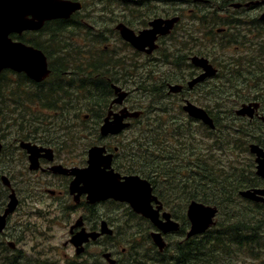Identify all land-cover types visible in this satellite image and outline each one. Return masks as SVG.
<instances>
[{"label":"rangeland","instance_id":"rangeland-1","mask_svg":"<svg viewBox=\"0 0 264 264\" xmlns=\"http://www.w3.org/2000/svg\"><path fill=\"white\" fill-rule=\"evenodd\" d=\"M248 1L249 0H246L244 2ZM81 2L83 4L82 10L74 16L71 23L72 26L67 28L66 32L61 34V37L68 47L65 50L69 51L76 48L78 50L77 53H89L92 55L91 58H98L102 51V60L114 58V56L108 57V54H112L118 58L116 60L118 65L122 66V64H124L126 68L125 72L121 67L119 68L122 73L120 87L130 92L127 107L132 108L131 105L136 103V106L138 107L134 109L143 111L144 113L140 121L142 124L148 122L150 130H156L154 140L161 141L160 144L162 146H146L149 150H152L154 154L150 155V158L157 157L161 154L162 147H164L162 140L166 141L167 138L174 133V130H176L175 134H183L187 129L191 134L182 135V138L185 137L184 149L185 152L191 151L194 148L196 149L195 152L198 156L196 163L199 164L201 161L203 162V160H212L209 162H214L217 166L220 164L228 167V161L233 159V157H238L240 163L237 167L240 170L245 169L246 172H254V168L246 167L253 164V158L249 152L232 150L231 152L224 153L218 151V145L215 143L213 145L212 141L213 137L216 139V132L214 134H209L200 127V125H194L193 122H190L187 116L181 111L180 107L183 104V98L195 102L197 106L204 108L209 111L211 115L218 118L220 129L225 131L224 122L226 112L236 109L241 103H243H235L238 97L242 95L252 97L256 94L257 96H262V98L264 97V91H260L259 93L256 92L257 89L264 90V85L260 83V76L263 77L264 81V73L261 74L256 67L255 69L246 68L248 64L256 62H262L264 64V52L261 53L262 48H264V41L260 40V38H264V28L262 26V32L257 33L250 25L253 20L256 22L257 18L261 15L263 12L262 8L257 6L249 13L230 8L228 13L216 16L222 17L225 21L230 19V17L238 18L240 20V27L232 30L230 29L231 27L223 25L220 22L212 24L207 21V23L204 24L200 21L201 12L198 11V8H201V6H192L189 3L179 4L177 7L160 6L156 3H152L141 8H133L131 0H127V4L125 5H120L119 0H81ZM234 3H237V1ZM165 12L181 16V22L177 29L173 31L171 37L160 43L158 52L154 55L155 62L153 60V64H157L152 66L149 65V62L144 57L135 55L129 47L125 46L122 41L118 39L114 27L119 22H128L132 29L141 30L145 28L147 23L155 18L156 15V17H167ZM89 26L92 29H90L91 31L89 35L86 36V29ZM218 29H224V32L220 36L216 33ZM100 35L101 38L102 35L104 36L103 38L105 41L103 43L102 40H97V37ZM171 44L176 46L180 44L183 49H189L188 52H184L187 55L191 51L194 55L195 52H207V58L214 64L213 66L219 70V77L208 80L206 84L195 89L193 92H185L183 93L184 95L181 94L182 97L170 96L164 99L161 96L156 97L149 93L148 95L140 94L138 87L141 80L143 81V86L154 88L155 85L158 87L166 76L177 78V80H183V76L189 75L193 71L191 68H185V71H172L169 70L170 67L168 68V65H160L161 60H168L170 50L168 46H171ZM59 45L60 42L54 40L51 44V48L60 49V47H58ZM105 48H108L107 52H105ZM193 54L188 55V57L194 56ZM104 55L107 58H103ZM228 63L238 65L239 83H235L233 79L230 84H227V87H225L223 84L226 85L228 79L234 77V75L231 76L227 73L226 68L222 67ZM126 72L127 74H125ZM163 73H165V75H163ZM240 78H244L243 81H240ZM12 80L14 81L15 77L12 76ZM255 82L258 83L256 84ZM169 84H172V82H169ZM219 86L221 88H218ZM226 91H230V97H225V99L222 100L224 96L223 94ZM83 96L84 94L77 95L79 98H82ZM219 96H222L221 100H218ZM80 105L82 106L81 109L86 110V106L83 103H80ZM67 106L68 105L64 106V108ZM25 109L28 114H31L38 119H45L42 122L43 126H48L50 123H53L58 116L57 114L60 113L58 111H45L34 105H25ZM80 116L76 117L74 120V124H76L74 130L69 128V132L58 133L59 136L51 134L53 140L55 138L59 139V145H62L64 150H70L76 156L83 154V151L87 150L89 145L88 142L90 141V137L86 136L84 133L89 131L88 128L91 126V122L82 124L80 122ZM14 123H17V121H10L9 117L6 121V119L3 120L0 117V124L10 125V131L7 130L9 131L8 135H5L6 140H8L6 142L9 146L8 149L17 146L18 140H23L20 133H25V131L19 133L17 131L19 128H14ZM190 123H192V125H189ZM242 124H244V122H242ZM43 126L38 125L37 131L41 130ZM23 128H25V124L23 125ZM145 129V125H141V123L138 126H135L136 132H140L141 130L143 132ZM135 130L127 132L124 135V143L127 144L130 139L134 138ZM262 135L264 134L262 133ZM1 136L0 133V139ZM156 136L158 139H156ZM245 140L247 141V149L249 144H256L251 138H246L244 141ZM141 141L142 140L139 139V142ZM174 141L175 140H171L170 142L174 143ZM183 142L184 141H182V143ZM174 150L177 151L178 147L176 146ZM133 153H135V151ZM12 154L14 155L15 164L20 167L19 164L21 161L23 162V156L15 151L12 152ZM5 159L7 160L4 154L0 158V168L3 167ZM143 161H147V159ZM232 163L236 164V162L231 160L230 164ZM140 164L143 165L144 162L139 163V165ZM181 164L183 166H181V169L179 170L178 167L172 166L171 172H175L176 174V172L181 171L180 174H182L181 177H183V175H187L189 170L193 168L194 163L185 165V163H182L181 161L180 165ZM146 165L150 164L147 163ZM150 166L155 168L153 165ZM179 178L180 177L176 176L177 180ZM161 179L164 182L166 181V183H164L166 186L169 181L168 177L161 175ZM176 179L175 181L171 180L170 184H174ZM27 180H30V178L28 177ZM180 180H183V178ZM33 182L34 181H31V195L22 204L21 210H19L10 221V232L0 238V241L5 243L9 237L14 238L13 236H15L16 247V249H10L11 251L5 253L6 259L4 262L1 261L2 253H0V264H9L8 261L11 260H9V258L13 255H15L13 257L17 256V259H14V264H34V262L38 264H69L68 257L72 254V250L63 247L67 236L66 224L69 215L67 211L62 212L60 209L62 205L65 208L67 202L62 201L60 198H52L48 196L43 191V188L44 190L47 188L45 184L43 185L44 187H42L38 182ZM167 193H169V191H167ZM186 193H188L187 188H184V192L172 194L173 198L170 197V193L168 196L163 197L164 201L167 203V206L165 207L166 210L175 216V220L180 223V226L183 221L182 215H185L186 207L190 202ZM238 202H236L234 206L233 204L228 205V203L219 206L216 223H225L228 218L227 213L231 209L238 207L244 212L241 208V204ZM211 205L217 206V204ZM112 209H116V207L106 205V209L103 208L107 214H112ZM118 212L120 215L113 214L112 219L117 217L119 226L114 234V240H110L105 244L107 246L106 250L109 249L113 242L114 244L116 243L117 250H120L121 248L124 250V255L121 256V262L123 263L140 264V261H143L141 262L142 264H159L155 259H142L145 255L150 258L149 254L156 256L148 238L149 232L151 231V229L148 228L149 225L140 219L131 218L130 213L125 207H122ZM237 212H239V210H237ZM5 236L9 237L5 238ZM182 239L183 237L180 235H174L173 237L167 238V248L164 252L165 256L169 255L174 245ZM10 240L9 242H12ZM19 249L21 250V253H18L17 250ZM94 252L95 251L91 249V253ZM246 253V250H241L239 258H234V261H240L242 264H264V252L261 253V256L256 258H251L247 256ZM218 263L227 264L225 262ZM102 264L107 263L102 259Z\"/></svg>","mask_w":264,"mask_h":264},{"label":"trees","instance_id":"trees-1","mask_svg":"<svg viewBox=\"0 0 264 264\" xmlns=\"http://www.w3.org/2000/svg\"><path fill=\"white\" fill-rule=\"evenodd\" d=\"M133 8H141L147 6L149 4H158L160 6H178L179 4H191L192 6H201L198 8V11L201 12L200 21L204 24L209 23L217 24L218 22L231 27L230 29H238L240 27V20L235 17H230V19L226 20L220 16V14L228 13L230 5L235 1L244 3L246 0H131ZM252 1V0H249ZM120 5L127 4V0H119ZM172 9V8H171ZM198 12V13H199ZM166 16H172V13L165 12ZM157 16V15H156ZM155 16V17H156ZM125 24H128L126 22ZM257 33L262 32V26L264 28V24L256 20L251 22L250 24ZM130 26V25H129ZM68 28L67 22H55V23H47L42 30L37 33H24L21 36H13L12 38L27 45H30L36 49L41 50L47 56L49 60V66L52 71L49 79L42 84H35L28 80L23 74H14L10 71H5L0 76V117L7 121L8 117L10 121H17L14 123V128H19L17 131L20 133L25 131V133H20L21 137L25 141H30L34 137L42 138L43 140L50 141L52 139L51 134H57V131L52 129L59 128L54 125L55 122L59 123L60 127H67L66 120H62L60 116H57L56 120L53 123H50L48 126H43V121L45 119H38L37 117L28 114L25 105H34L38 106L40 109L45 111H55L60 112L62 104H58L56 96L61 95L62 93L68 94L67 87V79L63 77V73L67 72L69 60H67L66 53H57L59 50L67 49V44L61 37V34L66 32ZM86 36L89 35L88 29H86ZM116 34V33H115ZM173 34V33H172ZM171 34V35H172ZM222 34V33H221ZM221 34H217L220 36ZM168 37V39L171 37ZM101 35L97 37V40H102V43L105 41ZM119 39V38H118ZM60 42V45L57 49L51 48L52 42ZM120 40V39H119ZM260 40L264 41V38H260ZM101 43V42H100ZM70 44V43H69ZM68 44V46H69ZM128 47L127 44L123 43ZM63 47V48H62ZM170 48L168 54V60H161L160 65H168L169 70L175 71H185V68H193L188 63V58L184 52H188L189 49H183L179 44L178 46L171 44L168 46ZM264 52V48H262L261 53ZM68 53V52H67ZM197 55L208 57L207 52H196ZM137 55V54H135ZM138 56V55H137ZM166 56V55H165ZM251 57V56H250ZM263 57V55H262ZM67 60V61H66ZM155 62V58L153 57ZM157 63H154L155 66ZM98 65V64H96ZM121 67V69L125 72L126 68L124 64L114 65L113 69L109 66L104 67L102 65V75L107 72V74L112 72H118L117 70ZM226 68V71L229 75L233 76L229 78L226 82L227 84L234 79L235 83H239V71L238 65L233 63H228L227 65L222 66ZM255 67L262 74L264 73V64L262 62H256L252 64H248L246 66L247 69H255ZM154 70V69H152ZM219 72V70H218ZM122 76L121 71L119 72ZM98 75L97 71L90 70L85 75L88 77V84L86 86H82V89H85L88 96H98L100 94L99 88L96 83L93 82L94 75ZM127 74V72L125 73ZM165 75V73H163ZM11 76V77H9ZM12 76L15 77V80H12ZM219 77V73H217L216 78ZM227 77V76H226ZM228 78V77H227ZM244 78H240V81H243ZM177 78L166 76L161 81V84L157 87L155 85L154 88L143 86V81L141 80L138 90L140 94L145 95L148 93L152 94L156 97H163L164 99L170 97L165 91L167 82L176 81ZM92 82V83H91ZM207 83V82H206ZM204 83V84H206ZM256 84L258 82H255ZM260 83L264 85L263 77L260 76ZM203 84V85H204ZM218 88H221L220 86ZM262 88V87H261ZM264 91L261 89H257L256 92ZM230 91L224 92V96H219L218 100L225 99V97H230ZM109 96V92L107 90L106 97ZM175 97V96H171ZM264 98V97H263ZM262 96L249 97L248 95H242L236 99L235 103L238 102H247V101H260L264 108V99ZM63 105L62 107L64 108ZM93 107H98L97 105H91ZM132 107L136 106V103L132 104ZM223 108V107H222ZM225 112V111H222ZM144 114V113H143ZM142 114V115H143ZM142 115L138 120L135 121V125L138 126L145 125L146 129L142 132L134 131V138L130 139L127 144L123 146V150L127 153L131 152L139 154L138 158H134L133 160L138 162V168H134L137 173L143 177L148 179L156 194L162 198L164 201V196L170 195L173 198L172 194L184 192V188H187L188 200H196L203 204L211 205L217 204V206H221L222 204H227L233 206L236 202L241 204V208L244 212H242L238 207L235 209H231L227 213V220L225 223L217 224L218 228H211L207 230L204 234L196 237H192L186 239L185 235V226H188L187 219L185 215H182V225L178 232V235L183 237V239L177 242L174 247L171 249V253L167 256L164 254H158L156 249L152 246V250H154L155 255H150L148 258L146 255L142 257V259H155L159 264H219L218 262H225L227 264H235L238 263L234 261V258L240 256L241 250H246L247 256L251 258H256L261 256V253L264 252V208L262 207H248L246 206L242 200L238 198V191L240 189H249L258 185L261 181L258 177L255 176L253 171L246 172L245 169L240 170L237 165L240 163L238 157H233L228 161V167L225 165L217 166L214 162L210 163L212 160H203L199 164L196 163L198 160L196 149H192L191 151L185 152V137L182 138L183 134L190 135L189 130H185L183 134H175L174 133L167 138L166 141L162 140L161 154L154 158H148L149 155H154L152 150H149L148 147L152 145V147L161 145V141L154 140V136L156 135V130H150L148 122L142 124L140 121ZM214 119V123L216 125L215 131L208 130L205 126L202 128L209 134H214L216 132V139L212 138L213 145L214 143L218 145V151L227 153L232 150H237L240 152H248L247 149V141L244 139L251 138L253 141L262 146L264 145V125H262L259 121H247L241 118L234 116L233 110L227 111L224 122V130L220 129V122L218 118L211 115ZM28 119H27V118ZM41 121V122H40ZM191 121V120H190ZM221 121V120H220ZM244 122V124H242ZM25 124V128L23 125ZM38 125H42V129L37 131ZM191 125V124H189ZM10 125L0 124V133H1V142H5V149H8V144L6 143L5 135H8ZM9 130V131H7ZM128 131V130H127ZM5 133V134H4ZM24 135V136H23ZM151 136V137H150ZM158 136V134H157ZM156 136V139H158ZM49 138V139H48ZM233 138V139H231ZM139 139L142 141L139 142ZM171 140H175L174 143H171ZM54 141H57L54 139ZM182 141H184L182 143ZM157 144H156V143ZM60 144V141L57 142ZM167 145V146H166ZM162 146V145H161ZM178 147V150H174ZM14 148V147H13ZM192 158V160H191ZM130 158L128 159L130 161ZM145 159H150L148 161H143ZM236 162V164H230V161ZM185 165L194 163L193 168L189 170L187 175L180 174V172H171V167L176 166L178 170L181 169L182 164ZM210 161V162H209ZM144 162L143 165H139V163ZM150 164L155 166L152 167ZM163 164V165H161ZM146 165V166H145ZM134 167V166H133ZM166 167V172H165ZM248 168H254V163L246 166ZM144 168V169H142ZM161 175L167 176L169 181L165 186L164 182L161 179ZM173 177H172V176ZM176 176L180 177L178 180ZM183 178V180H180ZM176 182L174 184H170L171 180ZM193 180V181H192ZM169 191V193H167ZM172 195V196H171ZM237 198V199H236ZM220 200V201H219ZM219 201V202H217ZM165 205L167 203L164 201ZM239 210V212H237ZM131 218H137L134 214H130ZM172 217L175 216L172 214ZM141 220V219H140ZM145 222L144 220H142ZM146 223V222H145ZM149 238V236H148ZM257 251V252H256ZM0 253H2L1 261H5L6 257L4 256V250L2 246H0ZM156 257V258H154ZM11 259V260H10ZM14 259L16 257H10L8 261L9 264H14ZM140 261V264H142ZM240 262V261H239ZM4 264V263H2ZM16 264V263H15Z\"/></svg>","mask_w":264,"mask_h":264},{"label":"water","instance_id":"water-1","mask_svg":"<svg viewBox=\"0 0 264 264\" xmlns=\"http://www.w3.org/2000/svg\"><path fill=\"white\" fill-rule=\"evenodd\" d=\"M259 3H264V0L247 3L245 7L249 5L255 6ZM240 6V4L232 5L233 8ZM80 9V3L65 0H0V74L4 70L23 73L28 79L36 83L47 79L50 71L43 52L22 42L13 41L10 35L16 34L20 36L25 31H38L46 21L68 19ZM260 20L264 21V14L260 16ZM179 21L180 18L178 16L166 19L155 18L149 21V28L139 31L137 34L122 23L118 24L115 30L119 32L122 40L129 43L135 50L150 55L158 47L156 45L158 37L169 35ZM190 61L195 67L203 71L199 76L188 82L187 85L190 89L216 75V70L209 64L207 59L192 57ZM167 88L169 93L174 94L179 93L182 89L179 85H168ZM113 89L116 95L114 103L122 105L128 93L115 86H113ZM259 107L260 105L257 102L242 104L234 113L238 117H247L252 120L255 116L259 117L257 114ZM183 111L190 118L202 122L211 130L215 128L213 120L204 109L186 102L183 106ZM139 115L140 112H130L123 108L118 114L114 115L113 120L109 119L110 115L104 119V123L100 127V133L102 136L117 135L129 127V123L125 122V120L137 118ZM259 119L264 121V117H259ZM19 146L28 155L29 170H37L39 168L38 159L41 151L49 155L47 156L49 161L52 160L51 149L39 148L28 142H20ZM1 148L2 146L0 145V151ZM248 150L255 157V175L264 180V147L250 144ZM104 152V148L99 147H92L88 150L87 167L73 170L75 179L70 184V193L77 192L76 198L81 193H85L91 203L108 199L127 203L135 213L148 219L158 229V232L150 234V238L154 245L162 251L166 245L162 234L178 232L179 224L171 220L168 213H164L161 220L158 214L161 207L159 206L155 210L151 207V203L157 202V199L152 195V188L149 182L138 176L120 178L119 175L110 169L111 155L105 156L103 155ZM50 169L53 173L65 174L67 172V170L59 166ZM0 180L3 186L9 185V181L5 176H1ZM80 184L82 185L81 189L78 188ZM239 196L251 201H264V189L240 191ZM17 204L18 201L12 193L9 196V202L3 214H0V232L5 227L6 218L14 212ZM217 212L218 210L214 206L191 201L186 212L190 224L187 238L201 235L213 227ZM101 231L103 235H112V231L105 222L102 223ZM96 236L98 234H90L91 239H95ZM83 240L81 235H78L72 240V243L77 248L81 246ZM81 251L79 249L77 253ZM104 258L108 264L115 263L108 253L104 255Z\"/></svg>","mask_w":264,"mask_h":264},{"label":"flooded vegetation","instance_id":"flooded-vegetation-1","mask_svg":"<svg viewBox=\"0 0 264 264\" xmlns=\"http://www.w3.org/2000/svg\"><path fill=\"white\" fill-rule=\"evenodd\" d=\"M258 7L263 9V12L261 14H264V3H260ZM255 8H256L255 6L245 7L241 4L240 7L235 8L234 10H238V11L240 10L243 11L244 13H249L251 10H254ZM73 19H69L70 27L72 26L71 23ZM257 20L262 24H264V21H261L260 18H257ZM57 21L62 22L63 20H57ZM179 24L175 26V30L177 29ZM90 29L92 28L89 26L88 30ZM139 31L140 30H136L135 32L137 33ZM219 31L222 33L224 29H219ZM26 33H32V32H26ZM167 38L168 36L163 39L159 38L157 41L158 46H160L161 42L167 40ZM105 50H106L105 52H107L108 48H105ZM131 50L133 51L134 54L144 57L149 62V65L153 66V57L155 53H157L158 51L157 52L155 51L151 55H146L143 52L135 51L132 47ZM65 51H67L68 53ZM77 52L78 50L76 48L69 51L59 50L57 52V53H66L67 60H69L68 70L62 75L67 79L68 94L62 93L61 95L56 96L58 104H62L60 105L61 111L57 115L60 116L62 120L67 121L66 123L67 127H60L59 123L55 122L54 125H56L59 128V130L58 129H52V130L57 131V134L62 132L63 133L69 132L70 131L69 128H72L74 130L76 125L74 124V120L82 113V115L80 116V122L82 124L91 122V126L88 128L89 131L84 133L86 136L90 137L87 150L83 151V154L76 156L74 153H72V151L64 150L63 146L57 143L59 141L58 138H55L57 141H54L53 138L50 141H48V140H43L42 138L34 137L30 141H24V142H29L30 144L36 145L39 148L51 149L52 160L49 161L47 159V156L49 155L41 151L39 154L40 157L38 159L39 168L37 170H29L28 155L25 150L21 149L20 146H18V142L23 140H18L17 146H15L12 149H5L4 148L5 142L0 141L3 145L0 151V158L4 154H5V158H7V160L6 159L4 160L3 167L0 168V177L5 176L9 181L8 186H2L0 183L1 185L0 214L4 212L9 202V196L12 195V193L14 194L16 200L18 201L17 207L14 210V212L8 215V217L6 218V224L3 231L0 232V238L3 235H6L7 233L10 232L9 230L10 221L17 214V212L21 210L22 204L31 195L30 193L32 190L31 181H34V182H38L42 187H44L43 186L44 184L47 186L45 190L43 188V191L48 196L52 198H60L62 201L67 202V206L64 208V206L62 205L60 209L62 212L67 211L69 215V219L66 224L67 236L63 244V247L72 250V254L68 257L69 264H102V259L105 263H107V261L104 258V255L107 253L110 254V258L115 262L114 264H128L121 262V258H122L121 256L124 255V250L122 248L120 250H117L116 243L114 244L112 242L109 249L106 250L107 246L105 244L110 240H114V234L117 231V227L119 226L117 221L118 218L115 217L114 219H112L113 214L120 215L118 211L122 209V207H125L130 214H134L135 216L138 215L134 213L127 204L120 203L111 199L106 201H96L94 203H91V201L87 199V195L85 193H81L78 196V198H76L77 192L73 194L70 193V184L75 179V176L73 175V170H80L87 167V151L91 147L104 148L105 152L103 153V155L105 156L111 155L110 169L115 174L119 175L120 178L132 176V175H139L136 170L134 171V168H138L137 167L138 162L133 160L134 158H138L139 154L137 155V153L131 152L130 155V153H127L126 151L123 150V146L126 145L123 144L124 143L123 137L127 132L135 130V126H136L135 121L138 119L131 121L127 120L130 123V127L127 129L128 131L127 130L122 131L117 135H107V136L101 135L100 127L104 123V119L106 117L110 115L109 119L113 120L114 115L118 114L123 106H126L128 110L132 109V108L129 109L127 107L128 99L125 101L123 105H118L114 103L116 97L113 91V86L116 85L120 87L121 85L120 82L122 76L120 73H118L120 69L117 70L118 72H112L109 74H107L106 72L102 75V65L104 67L109 66L113 69L114 65H118L116 61L118 58L115 55L108 54V57L114 56V58L102 60V51L98 58L97 57L91 58L92 55L86 52L85 54L84 53L81 54ZM192 54L193 52L191 51L188 55H192ZM188 55L186 54V57L188 58L189 61V58L191 56L188 57ZM103 58H107V57L104 55ZM90 70L97 71L98 75L96 74L94 75L93 82L94 83L97 82L96 85L94 84V86H97L99 88L101 96L100 95L88 96L85 89H82V86H86L88 84V77L85 75V73H87ZM192 70H191L192 71L191 74L183 76L184 78L183 80L178 79L172 82V84L180 85L182 87L179 94H175V95L182 97L181 94L184 95L183 93L185 92H189V93L193 92L198 87H201V85H199V86H194L193 88L190 89L187 86L188 81L197 77L201 72L199 69L194 67ZM46 81L35 84H42L45 83ZM107 90L109 92L108 97H106ZM78 94H84V96L82 98H79L77 97ZM182 101L183 104H185L188 101L194 106L200 107L197 106L195 102H191L185 98H183ZM251 102L252 101H249L247 103H251ZM258 102L260 103L258 116L264 117V108L262 106V103L260 101ZM80 103H83L86 106V110L81 109L82 106L80 105ZM63 105H68V106L63 108L62 107ZM91 105H97L98 107H93ZM180 109L187 116V114L183 111L182 106L180 107ZM188 119L191 120L190 122H193L194 125H200V127H202V124L200 122L193 120L191 118ZM241 119L250 122L259 121L262 123V125H264V121H261L256 116L252 120H249L247 118H241ZM190 124L192 125V123ZM14 151L23 156V162L21 161L19 164L20 167H18L14 162V155L12 154V152ZM130 156L131 159L129 161L128 159L130 158ZM148 158H150V155L148 156ZM148 160L149 159H147V161ZM21 164L23 167L21 166ZM55 166H59L60 168L67 170V172L65 174L53 173L50 168ZM28 177L30 178V180H27ZM78 188L81 189L82 185L80 184ZM255 188H264V181H260L258 185H255L254 187H251L249 189H255ZM153 194L162 203V208L159 209V214L161 215L164 212H168L165 208L166 205L164 201L162 200L161 197L157 196L154 188H153ZM243 203L248 207L256 206V207L264 208V201H250L245 199L243 200ZM106 205L110 207L113 206L116 207V209H112L113 211L112 214L105 213L103 208L106 209ZM157 205L158 204L156 202H152L151 203L152 209L154 208L156 209L157 207H159ZM103 222H105L107 227L112 231L113 234L111 236L102 234L101 230H102ZM148 228L151 229V231H154V229L151 226H148ZM90 234H98V236H96L95 239H91ZM78 235H81V237L84 240L81 246H78L76 248L74 243H72V240ZM169 236L173 237L174 235H168L165 236L164 238L166 239V237ZM8 237L9 236H5V238ZM13 237L14 238L9 237L5 243L0 241V246H2L4 250V254L6 252L11 251L10 249L12 250L16 249L15 236ZM9 240L12 242H9ZM79 249H81L82 251L77 253V250ZM91 249H93L95 252L91 253ZM17 251L18 253H21L20 249ZM34 264H38V263L34 262ZM235 264H242V263L238 262Z\"/></svg>","mask_w":264,"mask_h":264}]
</instances>
